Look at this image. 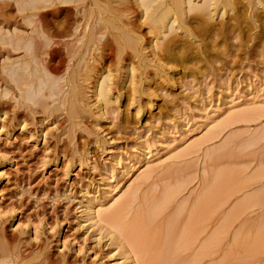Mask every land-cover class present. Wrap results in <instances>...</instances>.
Segmentation results:
<instances>
[{
	"label": "rangeland",
	"instance_id": "rangeland-1",
	"mask_svg": "<svg viewBox=\"0 0 264 264\" xmlns=\"http://www.w3.org/2000/svg\"><path fill=\"white\" fill-rule=\"evenodd\" d=\"M89 1L82 2L83 9L86 8L83 17L81 11H77L76 16L74 8L61 12L57 18L47 16L50 28L44 31L49 33L52 26L63 19L62 25L73 19L92 24L95 14L89 11L95 12V7L91 8L93 4ZM130 1L127 0L126 5L122 3L123 9L125 6L128 9V12L124 9L127 18L120 17L138 28L142 38L138 44H146L147 28L138 26L134 16L136 7ZM261 8L256 12L254 6L244 8L246 12L243 10L239 16L240 29L230 33L227 44L212 47L214 41H206L213 52L209 50L208 56L200 55L207 59L206 63L194 60L182 66L162 60L166 65L163 73L166 83L158 78L145 80L150 78L153 64L144 66L147 64L139 53L131 60V48L123 47L121 54L115 49L118 58L114 48L108 49L111 34L119 32L112 30L111 24L121 29L123 21L118 18L120 23H117L115 18L110 19L112 14H106L107 10L101 16L112 23L107 21L104 25L108 35L104 34L102 39L105 46L101 62L95 63L93 69L87 65L90 60H85L88 57L82 52L84 46L80 44L78 48L74 36L64 38L78 44L74 47L73 42H68L71 54L76 50L73 48L79 51L70 59L72 55L63 52L69 48L59 46L51 62L58 64L62 72L67 70L64 73L67 76L74 70L73 77L77 67L82 72V64H86L89 77L85 82L78 75L82 78L81 81L76 78L80 85L93 83L91 77L101 68L109 69L111 81L114 80L112 86L115 88L117 84L116 89H119L115 91L118 104L108 106L104 120L94 116L97 110L92 90L85 93L87 98L83 97L88 104L86 110L72 116L67 103L58 104L59 112L52 110L50 117L38 107L33 112L15 107L16 118H24L26 126L20 131L15 122L9 126L6 122L7 128L14 129L13 139L5 143V138L0 137V149L10 157L0 182V204L7 209L14 207L15 212H12L16 217L15 224L10 218L3 225L7 233L16 235L17 220L40 222V237L32 241L28 235L23 236L28 245L35 246L33 252L38 251L29 254V258H22L26 260L20 261V258L6 264H125L129 254L134 256V264H146L154 254L156 257L159 249L155 245L149 247L148 242L155 237L160 241L168 226L173 227L172 237L176 233L178 237L187 226L186 230L192 228V237L187 236L192 242L185 239L188 245H184L188 248L182 247L173 254L176 256H170V260L175 259H172L174 264H264V21L259 19V23L258 19L251 18L263 15ZM4 9L7 17L19 20L12 5ZM18 22L21 28H29L23 26L22 20ZM197 39L192 41L199 45ZM112 45L115 46L113 42ZM201 49L199 45L197 50ZM79 53L83 56L79 57ZM130 61L136 68L135 77H142L132 103L129 102L131 85L127 69ZM176 69L178 74L177 71L174 74ZM5 98L0 99V108L7 111L3 121L13 110L9 105L11 100L9 103ZM54 103L57 101L51 104ZM137 107H140L139 114H136ZM241 114L244 115L240 119ZM110 189L104 212L112 211L118 202L129 196L120 217L122 223L128 224L147 207L153 212L156 208L146 234L151 238L141 236L140 239L142 245L146 242L144 256L137 254L129 237L115 231L113 222L101 219L92 226L85 219L82 211L86 198ZM167 190L172 197L162 206ZM193 208L200 211L199 215ZM194 212L198 218L193 223ZM12 224L14 227L10 228ZM27 227L24 229L28 230ZM213 236L217 238L216 244L205 250V243Z\"/></svg>",
	"mask_w": 264,
	"mask_h": 264
},
{
	"label": "bare ground",
	"instance_id": "bare-ground-1",
	"mask_svg": "<svg viewBox=\"0 0 264 264\" xmlns=\"http://www.w3.org/2000/svg\"><path fill=\"white\" fill-rule=\"evenodd\" d=\"M82 2L83 0H0V99L2 97H6L7 101L11 100V104L9 105L11 106L10 108L13 109L10 112V115L8 113L9 116L6 119V121L5 120L3 121L7 111L3 108H0V137L3 136L5 138V143H9L13 139L14 129L7 128L9 125H12V122L16 123V127H18V130L20 131L23 129L24 126H26V124H23V122L25 121L24 118H20V119L16 118L14 112L15 107L16 108L22 107L24 109H28L31 112L35 111V109L38 107V109L40 108L41 112H44L46 116L50 117L49 115L51 114L50 112L52 110L56 109L55 111L57 112L59 106H64L67 103L68 113L71 114L72 116L73 113H74L73 115H75L80 110L82 111V109L83 111L86 110V105L88 104H86L83 97L84 98L86 97L85 96L86 92L92 90L91 93L93 97L96 99L95 109L97 110L96 113L94 112V116H96V118L99 120H104L106 119V112L108 106L112 104H116V105L118 104L117 101L118 96H115V91L119 92V89H116L117 84L115 85V88L112 86L114 85L112 84L114 80L111 81V74L109 69L101 68V70L95 72L94 76L91 75L92 76L91 79L93 80V83L90 82L91 84L87 82L84 83V85H80V83H77V81L79 80L76 79L77 77L80 76L86 82L87 77H89L88 74L89 68L87 67V65H89L93 69L95 63L101 62L99 61L100 58L102 57L101 51L105 46L102 39L105 37L104 34H107V30H108L107 28H105L106 30L105 33L104 25L107 24V21L109 20L102 17L103 16L102 12L104 10H107L106 12L104 11L106 14H108L109 12L110 15L112 14V17L110 19L115 18V20H117L119 18L118 19L119 21L120 20L123 21L121 22V24L123 25L121 26V29L116 28L117 25L116 27L113 26L111 24L112 22H110L112 20L108 21V23L110 22L109 24H111L112 26V30L114 31L115 29L119 30V32L115 31L117 32V34L114 33L115 34L114 36L113 34H111L112 42L113 44H115V46L112 45V42H110L111 44L110 43L108 44V49L113 50L114 48V50L116 49L118 53L120 51L121 54V49L123 47L131 48L133 50V56H131L132 57L131 60H134L140 54L144 57L145 59L144 62L147 64V65L144 64V66L150 65V63L153 64L152 66L153 72L151 73L150 78L145 80L158 78V79H162L164 83L167 82V80L163 78L164 68L166 65L163 63L162 60H167L168 62H175L182 66H184V64L186 65L188 62L191 63L194 60L206 63L207 59L201 58L200 55L203 53H205L207 56L209 55L210 48L208 49V46L211 47V45H213L212 47H216V45H218L219 43L224 44L228 42V40L230 39L229 37L230 33L234 32L237 29L238 30L240 29L239 16H242L241 14H243V10L244 11L246 10L244 8L254 6L255 7L254 11L256 12L258 8L261 6L262 7L261 13L263 15L261 16L253 15L251 18L252 19L256 18V20L260 19L264 21L263 20L264 0H254V1L253 0L252 1L251 0H131L130 3H132L134 8L136 7V10H134L135 13L134 16L137 20L138 26H142V25L145 26L147 28L146 34L149 35L147 41L148 43L146 44L143 43L139 45L138 43L142 40V38L141 35L139 34V31L137 30L138 28L135 29L134 27L135 25L131 26L129 25L128 20L127 19L125 20L126 17L125 13L127 14L128 12V9L125 6L127 0H90L89 4H93V6L91 5V8L95 7V10H93L95 12H92V10L91 11L88 10L89 14H93V13L95 14V16L93 15L94 18L91 16L93 18V21L91 20L92 24L89 25V21L87 20H82L81 22H79L80 20L78 21L73 19V21L71 22L68 21L65 25H62L64 20L62 18L63 19V20L61 19L62 22L57 21L55 23V26L54 25L52 26L53 27L52 31H50L51 29L48 30L50 31L49 33L47 31L46 32L44 31L50 28L49 25L50 23L47 20V16L49 15L51 17L57 18L61 12L67 11L70 8H74L76 10L75 13L76 16L78 13L77 11H79V13L81 11V17H83V14L86 12L85 10L86 8L83 9L84 3ZM113 3L114 5L115 4L116 5L114 6ZM122 3L125 4L124 9H126L127 12H125L126 10L124 11ZM11 5L12 8L14 7L15 10L14 12L15 13L17 12L19 14L18 16V14L16 13L18 19L20 21L22 20L23 24L25 23L23 26L26 25L29 26L28 29L21 28V26L19 25V23L21 22H18L19 20L17 21L15 17L11 18L5 15L4 10H6L7 8L6 9L4 8ZM119 6L120 7L122 6V8H119ZM111 11L113 13H111ZM230 14L233 15L231 16ZM78 16L80 15L78 14ZM120 16H125V17L122 18ZM88 18L89 17H87L86 19ZM216 19H219V22H217ZM119 21L117 23H120ZM64 22H66V20ZM58 24H61V26H59ZM58 26L60 28H58ZM72 36H74V41L78 42L79 44V45L77 44L78 46L75 45L76 43L74 44L73 40L69 41L64 39L67 37L70 38ZM195 38H198L197 40L200 41L199 45L202 46V49L200 51L197 50V47L199 45H196L195 44L196 42L192 41ZM208 40L211 41L213 40L214 43L212 42L213 44L211 45L207 44L208 42L205 43ZM68 42L71 43L73 42L74 47L77 46L78 48L80 44L83 45L84 49L82 52L86 54L88 59H85L84 53H83L84 57H82V59L84 58L86 61L90 60L87 63V65L85 64L86 66L83 65L81 62H79L80 64H82V66H84L82 68L83 71L80 72L79 67H77L78 71L76 70L77 69L76 68L75 77L71 76V74L74 73V70L72 73H70V76H67L64 74L66 73L67 70H65V72H62L58 64L51 62L54 54L56 53V50H58L57 47L61 46L63 47V49L64 47L69 48L70 45ZM70 48L63 52H66L67 56L68 54L72 55V57L69 56L70 59H72L75 52L79 51V49L73 48L72 46L73 48L72 50L74 49L76 50L75 52L73 51V54H71L70 52L72 51L69 52ZM159 48L161 50L156 52ZM117 51L115 52V55L117 54ZM145 51L149 53H146ZM210 52H212V50H210ZM112 53L114 55V52ZM134 53L135 54L139 53V54H137L136 56ZM79 54H80L79 57L83 56L81 53ZM117 56L118 55H116V57ZM120 58L121 57H119V59ZM79 59L82 60L81 58ZM79 59L77 58V60ZM154 59H156L157 62H155ZM77 64L78 63H76V65ZM80 64H78L77 66H81ZM73 65H71L72 68ZM127 69L130 75V85H131V94L129 96L130 98L129 102L132 103V100L134 98V93L137 94V92H139V86H141L140 84L142 82L141 80L142 77L141 75L135 77L136 68L133 67V63L131 64V61L128 62ZM176 71L178 74L177 69L174 70V74H176ZM90 74H92V72ZM88 84L92 87L90 88ZM63 86L66 87L63 88ZM54 101H57V103L51 104ZM60 104H64V105H60ZM139 113H140V107H137L136 114ZM243 115L241 114L238 116H241L239 117L241 119ZM43 120L45 119L43 118ZM6 122H8V126H6L5 124ZM175 150L176 149H174V151ZM9 159L10 157L8 158L6 156V153L0 149V182L4 179L5 173L3 168L5 167V165L9 164L8 161ZM147 173L149 174V172ZM111 190L112 189L103 191L102 193L98 192L96 196H91L86 198V201L83 203L84 205L82 211L85 219L92 226H96L101 219H105L107 221L113 222L112 223L113 228L117 233L123 234L129 237L130 240H132L133 245L137 249L136 250L137 254L138 252L139 254L144 253L143 249L145 248L146 242L144 241L145 244L142 245L141 243L142 240L140 241V239L146 237V234L148 233L147 232L148 228L150 227L148 225L150 223L149 220L150 218H155L153 215L156 213V208L154 209L153 212V209L147 207L143 209L142 212L136 214L133 220H131V222H129L128 224L122 223L120 221V217L122 215V212L124 211L129 196L123 198L121 202H118L117 206L112 211L104 212L103 208L106 206V204H108V199L106 194H108ZM133 193L134 192H130L131 195ZM171 194L172 193L170 192V190L164 192L163 200H161L162 206L164 202L166 203V201H168V199L172 197ZM88 195L90 196L91 194ZM110 200L113 202L116 201V199L114 198H111ZM198 202L199 200L197 201L196 204L199 205ZM201 204L202 203H200V205ZM13 208L14 207H10L9 209H7L0 204V263L1 264L16 262L20 258H21L20 261L24 260L25 258H29L31 256V253L35 249V246L32 247L28 245L27 241L24 239L23 236L28 235V239L32 241L33 240L36 241L40 237V232H39L40 222L38 224H35L31 222L30 219H29L30 221L27 220L25 223L20 220L16 221L17 225L14 228L16 232H18L16 235L9 234L5 231L3 224H5V222H7L8 219L11 218V220L14 222L13 224H15L16 217L13 214L15 212V208L14 209ZM13 210L14 212H12ZM193 210L195 209L193 208ZM197 210L198 209H196L195 212ZM199 212L200 211L198 210V215ZM151 215L152 217H150ZM191 215L189 216L191 217ZM196 218H198L197 213H195L191 217V221L194 220L193 221L194 223L197 220ZM188 221L190 220L188 219ZM13 224L11 225L10 228L14 227ZM27 226L29 227V229L25 230L24 228H26ZM187 227H185V229H183L182 232H179L178 237L180 239H178L177 237L178 233H176V235L174 233L178 241H175L174 238L175 236L174 237L171 236V231H173L171 229L173 227L170 226L166 227L167 232H165L166 234L164 235L163 238H161L160 240L161 242L159 241V239L156 240V237L155 240H150L148 242V246L149 247L154 245L155 247L159 246V249L157 248L158 251L156 252L157 253L156 257L155 254L153 253L154 254L152 257L153 259L149 260L146 264H174L173 262L175 259L171 258V260L174 259L171 261L170 256L176 254L177 251L182 247H183L182 249H184V247L188 248V246L184 244L188 245L189 241L192 242L191 240H189L192 237V236L190 237V235H192L190 234L192 232L191 231L192 228L190 229L188 228L186 230ZM49 230L52 231L53 228L50 227ZM141 236L143 237L141 238ZM187 236H189L190 238L187 239ZM146 238L148 239L149 235ZM183 238L184 240L187 239L188 242L186 240L183 241ZM216 239L217 238L213 236L212 238H210L209 242L207 240L206 242L208 243L207 244L205 243V250H207L209 246L216 244L215 243ZM41 247L43 249V246ZM40 250L41 249H39V251ZM37 251L38 250H35L33 252V255ZM23 257L25 258L22 259ZM125 264H134V256L129 254L125 258Z\"/></svg>",
	"mask_w": 264,
	"mask_h": 264
}]
</instances>
